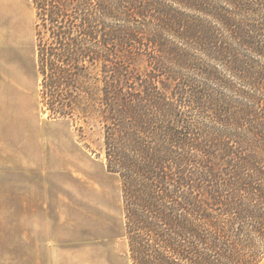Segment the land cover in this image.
Wrapping results in <instances>:
<instances>
[{
    "label": "trees",
    "instance_id": "16d2710c",
    "mask_svg": "<svg viewBox=\"0 0 264 264\" xmlns=\"http://www.w3.org/2000/svg\"><path fill=\"white\" fill-rule=\"evenodd\" d=\"M32 1L41 103L54 117L77 115L103 129L106 168L121 182L131 264L263 261L264 71L239 58L215 26L191 13L214 19L247 52L264 58V21H233L263 13L264 0ZM150 24L175 32L261 89L234 90L247 100L235 105L211 87L233 91L232 82L179 47L161 43L164 33L150 37ZM145 40L163 57L175 56L178 70H197L210 82L193 87L189 81L188 91L178 89L182 96L174 93L175 79L186 77L168 68V59L150 62L170 78L139 75L133 63L143 57ZM175 94L190 98L203 120L183 116Z\"/></svg>",
    "mask_w": 264,
    "mask_h": 264
},
{
    "label": "rangeland",
    "instance_id": "374dc122",
    "mask_svg": "<svg viewBox=\"0 0 264 264\" xmlns=\"http://www.w3.org/2000/svg\"><path fill=\"white\" fill-rule=\"evenodd\" d=\"M162 2L174 4L172 0ZM0 4L12 8L14 11L11 28L9 33L5 30L3 44L0 46V75L5 79L4 81L6 79L13 81V92L10 93L9 85L0 80V88L3 90L2 95H0V106L4 111L11 109L14 116L19 115L20 133L27 132V128H29L31 138L32 127L34 126L36 149L33 156L37 159L35 175H11V169L6 170L4 175L0 174V217H4L2 219L6 222L8 217L14 216H36L38 218L61 215L66 218L67 223L68 264H131L128 241L125 237L121 182L118 175L108 172L106 168L103 129L98 123L87 125L77 115L72 118L54 117L51 112L45 110L41 103L42 78L37 69L35 5L32 0H0ZM191 16L205 20L207 26H215V34L223 40V43L234 48L238 54L240 52L239 58L250 59L259 69L264 71V58L247 52L244 47H241L245 45L243 41L234 38V34L222 28L220 23L195 12L191 13ZM233 21L241 26L244 24L256 25L264 21V12L237 15V17H233ZM118 24L120 23H112V25ZM146 29L151 31V34L144 31L150 34V37L156 33H164L160 40L161 43H167L168 46L174 48L177 46L195 57L204 67L217 69L224 79L232 82L235 89L230 91L217 86L211 87L225 95L235 105L239 106L247 100L234 90L256 94L261 89L259 86H250L239 77L233 76L225 63L210 59L204 53L194 50V47L190 45L191 43L179 38L175 32H165L154 24H150ZM146 33H144V38L148 37ZM140 38H142V34ZM141 50L144 53L142 54L143 57L139 62H132L137 65L139 75L142 74L145 78L153 75L162 80L171 77L168 70H155L154 61L152 64L150 62L152 59H168L165 60L168 68L175 72L182 71V69H180L181 71L178 70V62L175 60V56L166 55L168 58L163 57L156 47L151 45L150 41L145 40L144 46L140 45L139 51ZM182 75L186 78L175 79L174 93L179 94V88L188 91L189 87H185V85H190L189 81L193 82V87H197V84L201 86L210 82L197 70L195 72V70L186 69L182 71ZM13 93L16 95H12ZM176 100L178 101L176 102ZM191 101L187 97L178 99L175 94V102L180 106L183 116H188L192 123L198 119L202 121L203 119L198 116V111ZM207 120H211V115L207 117ZM59 143L62 150L66 149L67 152L66 173L62 167L59 176V172L56 174L54 166L48 170L47 165L46 173L41 172L39 160L44 158L42 149ZM10 147L12 148V145L5 144L7 157L4 164H6V159L10 154L13 153ZM60 184L62 185V192L64 189L66 190V199L62 198L59 205V202L54 200L58 190L53 191ZM28 189L30 194L31 192L33 194L30 202L27 198ZM38 219L40 224L37 223V227H42V220ZM9 221L11 220H7V222ZM0 226L4 227L0 228L1 233L7 230V227L10 230L13 225L1 223Z\"/></svg>",
    "mask_w": 264,
    "mask_h": 264
},
{
    "label": "crops",
    "instance_id": "0c3cea01",
    "mask_svg": "<svg viewBox=\"0 0 264 264\" xmlns=\"http://www.w3.org/2000/svg\"><path fill=\"white\" fill-rule=\"evenodd\" d=\"M14 11L12 8L4 7L0 4V46L3 44L5 30L9 33L11 28ZM6 18V19H4ZM6 22V28H5ZM0 80L9 85V92H13V81ZM3 90L0 88V95ZM12 95H16L13 93ZM18 114L14 116L13 111L6 110L0 106V174L4 175L6 170L11 169V175L20 176L35 175L37 168V159L34 158L36 149L35 129L32 127V137L30 138V129L27 132H21L18 125ZM34 129V130H33ZM15 131V132H14ZM14 132V133H13ZM22 134V135H21ZM5 144L12 145L11 153L6 164L4 160ZM14 144V145H13ZM47 150V151H46ZM22 151V152H21ZM46 151V153H45ZM44 158L39 160V166L43 173L47 168L51 170L54 166L56 174L61 175L62 167L66 173V149L62 150L61 144L49 146L42 149ZM21 153V154H20ZM22 155V156H21ZM46 155V156H45ZM47 165V168H46ZM16 169V171H14ZM29 188V186H28ZM58 190V191H57ZM56 192L54 200L61 204L62 198L66 199V190L62 192V185L55 187ZM28 202L33 198V194L28 189ZM53 196V195H52ZM45 198V197H43ZM57 205V204H56ZM0 217V224L9 223L13 226L7 227L0 233V264H68V236L66 227V218L61 215L38 217L42 221V227H37L40 220L35 216H14L8 217L6 222ZM7 220H11L7 222ZM0 228H4L1 227ZM259 264H264V260Z\"/></svg>",
    "mask_w": 264,
    "mask_h": 264
}]
</instances>
